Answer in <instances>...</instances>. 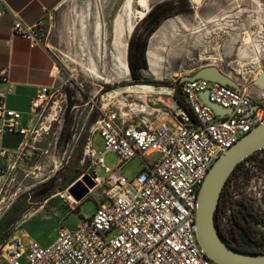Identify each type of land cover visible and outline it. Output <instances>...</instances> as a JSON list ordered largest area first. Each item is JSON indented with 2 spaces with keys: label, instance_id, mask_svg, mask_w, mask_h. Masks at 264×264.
Segmentation results:
<instances>
[{
  "label": "rangeland",
  "instance_id": "rangeland-1",
  "mask_svg": "<svg viewBox=\"0 0 264 264\" xmlns=\"http://www.w3.org/2000/svg\"><path fill=\"white\" fill-rule=\"evenodd\" d=\"M144 1L142 4V0H60L48 23L39 29L54 55L55 75L58 73L64 83L43 116L49 119V131L44 126L47 135L37 141L39 149L30 150L35 160L31 172L35 175L26 178L20 173L7 189L8 207L0 218V245L24 235L29 236L24 245L31 241L41 245L53 243L62 224L74 228L80 223L79 211L84 218L93 216L98 207L96 200L85 195L78 201L69 190L78 182L88 192L93 188L85 180L87 176L82 175L89 167V161L84 159L91 137L92 150L98 154L105 151L104 139L93 133L102 112L119 109L135 120L150 117L160 124L170 118L165 104L171 91L182 77L194 75L203 66H217L239 82L251 81L264 71V0ZM171 1H176L170 7L172 10H167L169 13L161 25L147 35L148 23L143 19L156 5ZM128 17L134 25L128 44L135 36L136 45L146 41V51L151 45L157 56L155 73L150 68L148 53L145 54L147 69L140 71V80H135L131 69L125 74L114 51L113 43L120 39L119 35L124 37ZM117 19H121L123 34L119 33L121 27L115 31ZM129 56L128 49V66ZM148 85L157 92L148 94L151 107L146 113L140 107H129L146 105L144 99L115 94L131 86ZM247 93L254 94L264 105V92L257 87L249 86ZM252 158L259 161V170L264 175V151ZM105 159L108 167H116V154L109 152ZM142 169L141 159L134 158L123 166L122 173L132 179ZM255 174L258 191L250 198L261 210L259 201L264 200V195L258 193L264 191V176ZM98 175L104 179L109 176L104 170ZM67 195L81 207L71 208L65 200Z\"/></svg>",
  "mask_w": 264,
  "mask_h": 264
},
{
  "label": "built area",
  "instance_id": "built-area-1",
  "mask_svg": "<svg viewBox=\"0 0 264 264\" xmlns=\"http://www.w3.org/2000/svg\"><path fill=\"white\" fill-rule=\"evenodd\" d=\"M0 3V15H14L15 35L32 48L45 45L40 24L26 26L6 0ZM255 80L240 84V92L205 79L179 83L186 105L170 94L163 102L167 123L156 124L150 117L135 120L119 109L102 112L93 133L104 139L105 151L92 150L91 137L84 159L89 167L82 175L94 183L85 196L97 202L93 216L84 218L79 211L80 223L74 228L62 224L47 246L36 241L24 245L20 239L1 244L2 264H215L197 236L199 192L215 161L263 120L264 105L247 93L249 86L257 87ZM1 81L11 84L7 73ZM62 83L56 73L51 86L37 90L27 127L22 126L23 113L8 107L10 90L0 93V140L14 133L26 137L14 150L0 145V218L15 179L20 173L35 175L29 149H39L37 141L47 135L49 119L43 116ZM204 99L230 113H216ZM43 125L48 131H42ZM109 152L117 156L115 168L106 165ZM134 158L141 159L143 169L129 179L122 168ZM101 170L107 179L98 175ZM68 196L66 202L78 208L80 203Z\"/></svg>",
  "mask_w": 264,
  "mask_h": 264
},
{
  "label": "water",
  "instance_id": "water-1",
  "mask_svg": "<svg viewBox=\"0 0 264 264\" xmlns=\"http://www.w3.org/2000/svg\"><path fill=\"white\" fill-rule=\"evenodd\" d=\"M129 46L130 43L128 44V49ZM196 79L219 82L238 92L241 91L240 84L247 82L234 80L219 67L208 65L200 68L192 76L182 77L180 83ZM256 84L264 87V71L257 78ZM171 94H174L177 99L183 101L186 105L185 99L178 90V87L172 90ZM204 101L216 113H230L223 110L220 106L208 103L206 99ZM262 150H264V118L250 133L243 136L233 147L215 161L201 186L196 212L198 224L197 236L201 247L206 253V257L215 264H264V253L253 255L247 252H240L225 243L221 239L219 229L215 223V215L218 210L221 193L229 177L239 164ZM85 180L89 183L90 188L94 187V183L89 178L86 177ZM69 193L80 201L87 195L88 189L82 182H78L69 190ZM244 238L247 244L253 248L254 245L251 241L246 237Z\"/></svg>",
  "mask_w": 264,
  "mask_h": 264
},
{
  "label": "crops",
  "instance_id": "crops-1",
  "mask_svg": "<svg viewBox=\"0 0 264 264\" xmlns=\"http://www.w3.org/2000/svg\"><path fill=\"white\" fill-rule=\"evenodd\" d=\"M6 2L11 11L28 27L46 25L52 11L60 4V0H6ZM2 9L3 5L0 3V12ZM14 23L13 14L0 15V93L10 90L8 107L24 114L22 126L27 127L31 124L28 120L30 103L40 87L53 84L56 61L46 45L32 48L27 39L15 35ZM3 73L8 74L10 85L1 81ZM162 122H170V119H163ZM25 140L26 137L19 133L6 134L0 140V145L14 150ZM29 153L33 155L30 149ZM27 237L29 236L21 237L23 244ZM50 243L47 241L42 245L47 246Z\"/></svg>",
  "mask_w": 264,
  "mask_h": 264
},
{
  "label": "flooded vegetation",
  "instance_id": "flooded-vegetation-1",
  "mask_svg": "<svg viewBox=\"0 0 264 264\" xmlns=\"http://www.w3.org/2000/svg\"><path fill=\"white\" fill-rule=\"evenodd\" d=\"M253 156L239 164L226 182L215 223L225 243L240 252L257 255L264 253V200L260 199L261 210H258L259 205L256 206L250 197L257 195L258 191L255 173H263L259 170V161H255ZM258 195H264V191ZM244 237L251 241L253 248Z\"/></svg>",
  "mask_w": 264,
  "mask_h": 264
},
{
  "label": "bare ground",
  "instance_id": "bare-ground-1",
  "mask_svg": "<svg viewBox=\"0 0 264 264\" xmlns=\"http://www.w3.org/2000/svg\"><path fill=\"white\" fill-rule=\"evenodd\" d=\"M145 1L142 0V4H144ZM147 4V3H146ZM129 6H132V5H129ZM131 11V10H129ZM133 12V11H132ZM145 15V14H143ZM141 16V15H140ZM140 18V17H139ZM143 18V17H142ZM127 23H126V30H125V33L123 34L122 32V22H120L121 19H117L115 21V31L118 32V29L121 27V31L119 32L120 34H123V38L120 37L119 35V38L120 39H115V42L113 43L114 44V51H115V54H116V61L119 63L120 67L123 69V71H125V74L128 75L129 72H130V68L128 66V62H127V50H128V39H129V36L133 30V27L134 25L131 24V19L130 17L127 18ZM133 22V21H132ZM116 34V33H115ZM250 36V35H249ZM126 37V38H125ZM114 38V37H113ZM114 40V39H113ZM249 40V39H248ZM148 56L150 58V68L156 73L155 71V66L157 64V56L154 52V50L151 48V45L150 47L148 48ZM210 66H214V65H210ZM262 71L258 72L253 79H256L261 75ZM230 77V76H229ZM255 80V81H256ZM180 83V82H179ZM259 85H257V88L259 90H261L262 92H264V87H258ZM178 87V90H179V85L177 86ZM176 87V88H177ZM253 88V87H252ZM157 92V90L153 87V86H137V87H129V88H126L123 90V92H117L115 94L117 95H121V94H128L127 95V98H134V97H137V98H143L145 100V103L146 105L144 106H138L136 104H132L131 106L129 107H134V106H137V107H140L141 109V112H145L147 111V108L148 107H151V104L148 100V94L149 93H152V92ZM163 92V91H162ZM160 93V92H159ZM110 96H114V94H110ZM175 96V95H174ZM121 97V96H120ZM176 97V96H175ZM125 99V98H123ZM164 102V101H163ZM186 102V100H185ZM128 107V106H127ZM22 113V112H21ZM221 114V113H220ZM24 115V114H23ZM42 131L43 130H47V128L44 127V125L42 126ZM41 131V130H40ZM39 131V132H40ZM97 134V133H96ZM95 135V134H94ZM31 144L33 145L34 143L31 141ZM35 145V144H34ZM264 151V150H262ZM262 151H259V152H262ZM73 202L74 203H79L77 200L73 199Z\"/></svg>",
  "mask_w": 264,
  "mask_h": 264
},
{
  "label": "trees",
  "instance_id": "trees-1",
  "mask_svg": "<svg viewBox=\"0 0 264 264\" xmlns=\"http://www.w3.org/2000/svg\"><path fill=\"white\" fill-rule=\"evenodd\" d=\"M175 3L176 1L158 4L146 15V17L143 19V22L148 23V28L146 31L147 35H151L156 30V28L161 25L162 21L165 19V17H167V13H169L167 12V10H172L170 9V7ZM135 40L136 38L134 36L130 41L129 67L132 71V74L134 75L135 80H140L142 78V74L140 71L147 69V63L145 58L147 42L144 41L142 44L136 45ZM181 102L183 106H185L184 102ZM220 237L224 241L221 233Z\"/></svg>",
  "mask_w": 264,
  "mask_h": 264
}]
</instances>
